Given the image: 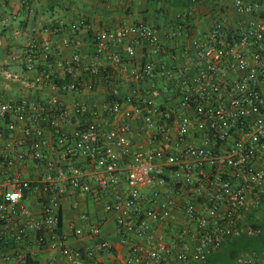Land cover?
I'll return each mask as SVG.
<instances>
[{
	"label": "built area",
	"instance_id": "1",
	"mask_svg": "<svg viewBox=\"0 0 264 264\" xmlns=\"http://www.w3.org/2000/svg\"><path fill=\"white\" fill-rule=\"evenodd\" d=\"M204 1L216 0H190L168 32L146 21L94 32L95 59L88 64L78 35L90 27L85 19L49 26L54 35L66 28L73 33L66 39L73 47L70 56L62 54L53 35L25 46L32 83L49 94L47 101L28 96L0 101V159L12 174L0 193L5 264L26 258L7 248L9 238L26 240V229L7 239L5 228L20 216L35 224L24 199L37 185L44 229L38 243L58 247L71 264H111L98 256L112 251L110 240L98 239L84 252L70 244L71 237L84 234L82 226L73 225L72 234L60 231L63 181L82 195L97 192L93 181L109 192L106 210L116 213L125 238L134 237L128 257L112 264L204 261L227 239L264 236V223L250 219L253 212L264 215V0H231L210 27L187 36ZM139 47L146 55L142 61ZM106 55L132 86L125 93L111 74L109 97L86 100L84 92L94 89ZM8 78L24 79L16 72ZM65 94L74 96L73 111ZM72 112L76 121L68 128ZM134 136L141 138L138 143ZM28 159L37 166V180L13 172L17 162ZM176 208L185 214L177 240L156 238L157 223L178 222ZM235 264L264 260L253 250L240 253Z\"/></svg>",
	"mask_w": 264,
	"mask_h": 264
},
{
	"label": "crops",
	"instance_id": "2",
	"mask_svg": "<svg viewBox=\"0 0 264 264\" xmlns=\"http://www.w3.org/2000/svg\"><path fill=\"white\" fill-rule=\"evenodd\" d=\"M189 3L190 0H0V101L15 102L23 96L47 101L49 91L32 83L33 73L26 70L23 51L32 39L53 35L64 56H70L73 53L72 45L66 42V39L71 38L73 33L66 28L56 35L51 34L49 29L51 22L64 19L67 23H72L85 19L90 23L89 29L78 33L84 40L81 53L88 64L95 59L92 40L94 32L139 21L152 23L168 32L176 23L178 15ZM230 4L231 0L200 2L194 16V28L187 36H193L197 30L210 27L214 19L222 13L223 8ZM187 39L190 38L184 37L182 41L187 43L189 42ZM115 48L122 49L117 45ZM145 56L143 48L139 47L137 60L142 61ZM101 65L104 71L97 77L94 89L84 92V98L86 100H106L109 97V76L111 74H113L111 77L117 78L123 84L124 92L128 93L132 85L127 74L116 70L108 55L101 58ZM10 72L19 73L24 79L13 81L8 78ZM152 94L156 95L154 92ZM63 99L73 111L74 96L65 94ZM71 116V120L66 124L68 128L74 127L76 121L73 112ZM10 117L14 118V115ZM43 130L45 135L53 139L54 136L50 129L44 127ZM17 136H22L20 128L17 130ZM134 139L138 143L141 138L134 136ZM16 171H19L25 178L38 179L37 166L32 159L17 162L13 172ZM10 175L12 174L4 169L0 159V193L10 186ZM92 183L97 192L82 195L67 181L62 182L58 192L61 202L60 231L72 234L73 225L82 226L84 234L80 237H71L70 244L84 252L98 239L110 240L114 245L112 251L100 252L98 256L104 263H116L128 257L130 241L134 237H124L118 226L116 213L105 208V202L110 197L109 192L102 190L96 181ZM24 202L36 218L35 224L30 223L31 219L28 217H17L5 228L6 235L12 236L11 233L16 230L26 229V242H22L23 244L17 242L7 248L25 253V263L22 264H71L58 247L50 243L41 246L38 243L37 237L44 233V229L40 226L43 202L40 185L26 195ZM175 211L179 217L178 222L157 223L154 233L156 238L161 236L171 242L177 240L179 227L185 222V214L180 208H176ZM83 213L88 214L87 219L81 217ZM95 225L98 227L97 232L92 231ZM3 230L4 225L0 223V232ZM3 244L0 241V249H4ZM221 250H225L223 245L219 251ZM87 260L90 261L88 256ZM0 264H5L1 256Z\"/></svg>",
	"mask_w": 264,
	"mask_h": 264
},
{
	"label": "trees",
	"instance_id": "3",
	"mask_svg": "<svg viewBox=\"0 0 264 264\" xmlns=\"http://www.w3.org/2000/svg\"><path fill=\"white\" fill-rule=\"evenodd\" d=\"M255 213L256 212L251 213L250 219L252 222L257 223L258 221H255L253 219ZM262 223H264V221H262ZM8 237L9 236H6L7 239ZM17 242L22 243V242H26V240L17 241L16 239L9 238L8 247L11 244L14 245V243ZM2 243H4V241H2ZM1 247L3 248V246ZM223 249L225 250L215 252L207 260L204 261L195 260L192 262H186V264H235L236 257L241 252H249L254 250L260 255V252L264 249V236L241 235L233 239H227L223 243ZM25 259L18 261L17 264L25 263Z\"/></svg>",
	"mask_w": 264,
	"mask_h": 264
},
{
	"label": "rangeland",
	"instance_id": "4",
	"mask_svg": "<svg viewBox=\"0 0 264 264\" xmlns=\"http://www.w3.org/2000/svg\"><path fill=\"white\" fill-rule=\"evenodd\" d=\"M253 219L255 221L262 222V221H264V215L260 214V217H258V218L256 216H254ZM259 256H260V259L261 260H264V249L260 252V255ZM177 264H186V263H177Z\"/></svg>",
	"mask_w": 264,
	"mask_h": 264
}]
</instances>
